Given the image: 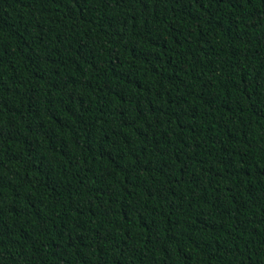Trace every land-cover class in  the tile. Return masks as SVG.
<instances>
[{
    "label": "trees",
    "instance_id": "1",
    "mask_svg": "<svg viewBox=\"0 0 264 264\" xmlns=\"http://www.w3.org/2000/svg\"><path fill=\"white\" fill-rule=\"evenodd\" d=\"M0 264H264V0H0Z\"/></svg>",
    "mask_w": 264,
    "mask_h": 264
}]
</instances>
